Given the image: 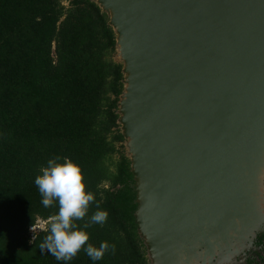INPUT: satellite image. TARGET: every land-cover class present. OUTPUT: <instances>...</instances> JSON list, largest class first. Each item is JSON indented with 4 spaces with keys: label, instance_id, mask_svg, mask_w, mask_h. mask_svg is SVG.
<instances>
[{
    "label": "water",
    "instance_id": "obj_1",
    "mask_svg": "<svg viewBox=\"0 0 264 264\" xmlns=\"http://www.w3.org/2000/svg\"><path fill=\"white\" fill-rule=\"evenodd\" d=\"M91 1L122 65L138 234L159 254L184 245L210 262L252 219L224 205L264 180V0Z\"/></svg>",
    "mask_w": 264,
    "mask_h": 264
},
{
    "label": "trees",
    "instance_id": "obj_2",
    "mask_svg": "<svg viewBox=\"0 0 264 264\" xmlns=\"http://www.w3.org/2000/svg\"><path fill=\"white\" fill-rule=\"evenodd\" d=\"M115 55L108 17L91 0H0V264H148L117 122L124 77ZM55 157L80 165L95 196L75 223L89 225L88 243H109L101 260L81 250L58 261L39 248L48 232L32 234L58 212L35 184ZM100 210L106 222L91 223Z\"/></svg>",
    "mask_w": 264,
    "mask_h": 264
},
{
    "label": "clouds",
    "instance_id": "obj_3",
    "mask_svg": "<svg viewBox=\"0 0 264 264\" xmlns=\"http://www.w3.org/2000/svg\"><path fill=\"white\" fill-rule=\"evenodd\" d=\"M55 157L47 162V167L41 169V175L35 178V184L43 199L44 207H51L58 202L57 214L48 218V232L45 240L39 244L43 253L45 249L58 261H70L81 250L93 260H101L109 250L107 241L99 247L89 241V234L84 228H79L75 221L82 220L88 213L95 196L87 190L84 173L80 165L71 159ZM108 218L107 211H96L90 218L91 223L103 224ZM32 231L35 230L32 226ZM115 251V245H111Z\"/></svg>",
    "mask_w": 264,
    "mask_h": 264
},
{
    "label": "rangeland",
    "instance_id": "obj_4",
    "mask_svg": "<svg viewBox=\"0 0 264 264\" xmlns=\"http://www.w3.org/2000/svg\"><path fill=\"white\" fill-rule=\"evenodd\" d=\"M69 1L63 0V4L67 7ZM124 152L126 153L125 147ZM262 184H264V180L260 186L248 188L245 191V196L243 195L240 198L237 196V201L233 203L235 207L228 208L224 205L228 214L236 216V213L240 215H247L249 213L252 219L250 217L248 219L250 225L247 227V230L240 227L236 232L232 230L228 238L225 235H223V238H220V243L222 244L221 251H217L215 259L210 262L205 261L202 257V249L199 250L200 254L191 250L188 255L184 253V245L173 256L172 253L159 254V252H156L150 246H146L148 264H247V260L252 252L257 251L254 245L257 237L264 233V189L262 191H255L261 188ZM237 225L240 226L239 223ZM47 226V221L39 220L32 234H38L46 230ZM253 235L255 236L253 237ZM186 251L188 250L186 249Z\"/></svg>",
    "mask_w": 264,
    "mask_h": 264
},
{
    "label": "flooded vegetation",
    "instance_id": "obj_5",
    "mask_svg": "<svg viewBox=\"0 0 264 264\" xmlns=\"http://www.w3.org/2000/svg\"><path fill=\"white\" fill-rule=\"evenodd\" d=\"M254 245L257 248V251L252 252L251 256L247 260V264H259L262 256L264 255V238L258 236Z\"/></svg>",
    "mask_w": 264,
    "mask_h": 264
},
{
    "label": "bare ground",
    "instance_id": "obj_6",
    "mask_svg": "<svg viewBox=\"0 0 264 264\" xmlns=\"http://www.w3.org/2000/svg\"><path fill=\"white\" fill-rule=\"evenodd\" d=\"M261 177L264 176V166L262 167V170H261Z\"/></svg>",
    "mask_w": 264,
    "mask_h": 264
}]
</instances>
